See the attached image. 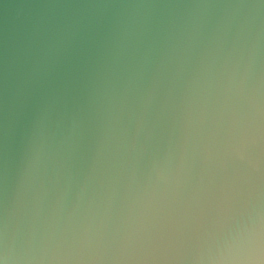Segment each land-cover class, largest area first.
<instances>
[{"label": "clouds", "instance_id": "clouds-1", "mask_svg": "<svg viewBox=\"0 0 264 264\" xmlns=\"http://www.w3.org/2000/svg\"><path fill=\"white\" fill-rule=\"evenodd\" d=\"M0 264H264V0H0Z\"/></svg>", "mask_w": 264, "mask_h": 264}]
</instances>
